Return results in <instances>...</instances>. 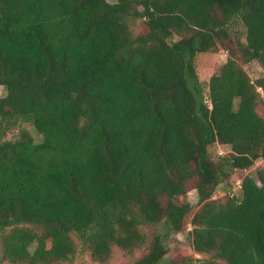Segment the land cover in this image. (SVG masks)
<instances>
[{"label": "trees", "instance_id": "trees-1", "mask_svg": "<svg viewBox=\"0 0 264 264\" xmlns=\"http://www.w3.org/2000/svg\"><path fill=\"white\" fill-rule=\"evenodd\" d=\"M137 19L145 30L133 34ZM235 24L240 56L264 66V0H0L1 261L81 251L108 263L114 248L145 247L126 264H160L195 179V264H264V167L238 196L212 198L264 158L259 93L224 41ZM218 44L229 55L205 94L195 59ZM24 122L39 142L23 129L6 138ZM214 142L230 155L213 160Z\"/></svg>", "mask_w": 264, "mask_h": 264}, {"label": "rangeland", "instance_id": "rangeland-1", "mask_svg": "<svg viewBox=\"0 0 264 264\" xmlns=\"http://www.w3.org/2000/svg\"><path fill=\"white\" fill-rule=\"evenodd\" d=\"M109 2H115V0H107ZM145 30V24L142 19H137L132 24V33L139 34ZM228 34L229 38H225L224 41L226 45L232 47L235 51V57L238 63L245 70L247 75L250 78V81L254 84L256 91L259 93V99L256 103L255 110L264 119V91L261 87L258 86V80L264 76V66L261 65L256 60L244 61L240 56V52L234 46V41H245L244 37V28L239 24L232 25ZM178 35H173V40L178 39ZM229 55V52L224 48V45L218 44V47L215 51L202 52L197 54L195 62H196V70L198 79L202 86L203 92L206 94L208 91V81L211 74L218 68L222 63H224ZM5 90L3 86H0V95H4ZM26 130L31 134L34 142L40 141V134L36 131V129L29 123H21L16 128L8 132L6 135L7 139H12L19 134L20 130ZM208 151L213 158V160H220L223 157H228L231 153V149L229 145L220 144L218 142L212 143L208 147ZM264 167V158L256 160L250 167L247 169H236L232 171L230 174V178L226 181L220 183L214 190L212 194V198L216 200H223L228 196L235 195L238 196L240 194L239 184L243 176L249 174L254 175L257 169ZM195 179H192L187 185V199L192 205L191 212L187 215L184 221L183 228L178 233H171L168 235L166 240V245L168 247V251L164 256L163 260L160 264L167 263H175V264H195L194 259L196 257H201L202 255L198 254L190 245V242L187 238V231L192 228L190 224V220L192 214L199 208L197 193L195 189ZM159 226L155 225H147L144 227V231L150 236L151 233L158 229ZM33 247V246H32ZM32 250V248H31ZM146 251V248L143 247L139 250H136L132 255L125 254L122 250L118 248H114L113 256L108 263H99L93 261L89 254L86 252H78L75 257L71 261L59 262L57 264H126L131 260L141 256ZM0 264H13L7 261H1Z\"/></svg>", "mask_w": 264, "mask_h": 264}]
</instances>
